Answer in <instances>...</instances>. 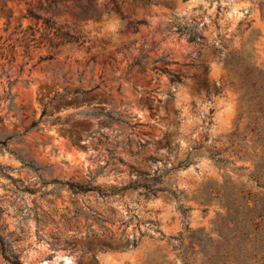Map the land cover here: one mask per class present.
Returning <instances> with one entry per match:
<instances>
[{
  "label": "rangeland",
  "instance_id": "1",
  "mask_svg": "<svg viewBox=\"0 0 264 264\" xmlns=\"http://www.w3.org/2000/svg\"><path fill=\"white\" fill-rule=\"evenodd\" d=\"M47 1L0 0V264L258 253L264 233L244 235L264 199V0L51 6L37 13L84 43L39 44L40 21L26 47V10Z\"/></svg>",
  "mask_w": 264,
  "mask_h": 264
},
{
  "label": "trees",
  "instance_id": "2",
  "mask_svg": "<svg viewBox=\"0 0 264 264\" xmlns=\"http://www.w3.org/2000/svg\"><path fill=\"white\" fill-rule=\"evenodd\" d=\"M47 5L48 7H46V9H33L31 7L26 10V14L23 18L35 21L33 27L28 26L20 32L21 41L26 47L29 43L36 41L35 35L39 33L40 28L38 27V24L40 21L42 32L39 33V44L45 42L49 47H58L67 44L81 46L84 43V41L72 31L63 26L57 25L51 18H42L37 13V11L39 12L41 10L47 13V10H49L51 6L56 7L57 5H62L65 8L75 9L77 11L76 16L82 19L99 18L101 16L110 17L112 15L121 16L120 7L115 0H108L107 3L102 5H99L96 0H50L47 1ZM8 18H10V16ZM259 138L264 141V130L260 131ZM261 160L264 162V155L261 157ZM261 188L264 189L263 186H261ZM244 206L247 205L245 204ZM248 213L251 215L248 221L250 232L247 234L245 233L244 236L248 237L252 235L253 238L251 237L252 239L249 240L252 242L255 241V239H259L264 233V199L260 197L255 199L253 206L248 208ZM245 254L249 255L247 252H245ZM242 260V262L238 261L237 264H264V247H262L258 253L249 258L244 256Z\"/></svg>",
  "mask_w": 264,
  "mask_h": 264
},
{
  "label": "clouds",
  "instance_id": "3",
  "mask_svg": "<svg viewBox=\"0 0 264 264\" xmlns=\"http://www.w3.org/2000/svg\"><path fill=\"white\" fill-rule=\"evenodd\" d=\"M205 7H207V5H205ZM182 14V13H181ZM116 27H120V25H119V22L117 21L116 22ZM112 36H113V39H115V33L113 32L112 33ZM122 82V81H121ZM129 85H125V97H122V98H127V99H139V97L141 96V95H144V91L143 90H141L140 92H138V93H136L135 94V96L133 97V96H129V94H128V89H129ZM162 92H163V90H161V99H163L164 98V96H163V94H162ZM71 97H69V99H70ZM125 109L124 108H118L117 109V111H124ZM132 110H134V106H133V109ZM83 118H85L84 116H77V119H83ZM93 123H96V121H93Z\"/></svg>",
  "mask_w": 264,
  "mask_h": 264
},
{
  "label": "bare ground",
  "instance_id": "4",
  "mask_svg": "<svg viewBox=\"0 0 264 264\" xmlns=\"http://www.w3.org/2000/svg\"><path fill=\"white\" fill-rule=\"evenodd\" d=\"M228 106V105H227ZM230 107V106H229ZM228 108V107H227ZM231 108V107H230ZM228 111L230 110L229 108L227 109ZM228 111H226V112H228ZM226 114V113H225ZM227 115V114H226Z\"/></svg>",
  "mask_w": 264,
  "mask_h": 264
}]
</instances>
